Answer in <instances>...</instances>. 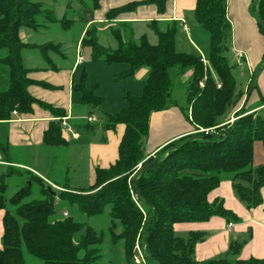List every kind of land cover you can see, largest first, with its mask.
<instances>
[{"label": "trees", "instance_id": "trees-1", "mask_svg": "<svg viewBox=\"0 0 264 264\" xmlns=\"http://www.w3.org/2000/svg\"><path fill=\"white\" fill-rule=\"evenodd\" d=\"M167 1H130L108 9L106 20L146 4L155 5L157 12L163 14ZM90 2L93 9L98 8V0ZM70 5L68 2L67 7ZM250 6L264 34V0H252ZM193 15L209 33L206 61L197 50H176L178 23L173 19L149 21L156 43H151L146 34L135 39L125 31L123 34V27L111 25L110 32L117 43L115 48L99 42L96 24L85 29L81 45L90 46L93 61L128 65L117 77H129L142 67L148 68L142 92L134 95L122 88L126 105L115 113H104V130L122 124L124 131L116 160L106 167L95 166L93 181L88 187L74 191L60 185L62 189L56 190L32 174L25 185L8 196L6 178L29 171L10 166L0 174V209L4 210L0 264H26L24 250L42 264H104L101 249L104 233L77 220L72 206L87 217L100 215L108 208V234L113 243H123L125 264H135L136 241L148 264H264V258L229 256H235L243 242H231L226 255L198 261L194 256L195 245L207 234L189 231L188 236L183 237L174 230L175 223L201 222L212 216L224 217L229 222L239 219L224 207L221 199L208 201V193L222 180L232 182L239 199L248 208L262 204L260 190L264 186V164L253 165L254 142L260 141L264 148V117L253 109L264 105V97L259 95L257 106L247 105L258 87L252 73L246 94L250 87L252 89L246 102L241 103L243 92L237 88L226 55L232 34L226 0H196ZM57 21L68 27L74 19L65 16L58 19L53 10L45 8L40 1L0 0V49H5L0 63L8 69V86L0 91V120L9 119L14 110L28 114L34 103L40 104L57 117L44 131L43 143L66 146L61 124L66 110L30 94V84L48 85L28 76L30 70L24 66L21 56L24 48H36L50 62L48 51H57L60 44H33L22 41L19 36L21 27L37 31ZM173 69L178 75L190 72L185 103L180 108L195 131L172 139L153 155L146 156L143 147L150 114L173 104L170 100ZM85 80L83 69L73 88L80 92V103L97 108L103 98L87 88ZM234 111L233 121H220V117ZM77 126L88 132L96 128V124L88 121ZM33 182L40 185V190L36 191L39 197L29 198L34 192ZM64 212L67 215L64 216Z\"/></svg>", "mask_w": 264, "mask_h": 264}, {"label": "crops", "instance_id": "crops-1", "mask_svg": "<svg viewBox=\"0 0 264 264\" xmlns=\"http://www.w3.org/2000/svg\"><path fill=\"white\" fill-rule=\"evenodd\" d=\"M130 1L134 0H98V8L93 9V12L87 11L86 22L80 31L77 43L71 45V53L69 55H66L64 52L62 40H51V38L39 40L36 37L41 36L49 28V24L39 28L37 31L24 29L23 27L19 30V36L24 42L42 44L56 41L53 43L60 44L57 51H48L47 54L50 59L48 63L43 59L41 53L38 54L36 52L38 50L36 48H24L21 56L24 66L30 70L28 76L48 85L38 83L30 84L28 91L37 99L66 110L65 121L69 130L64 129L63 125L62 127L63 131L70 132L73 139L78 138V133L74 129H80L77 124L86 123L88 116L94 118L93 113L90 112L94 108L80 103V92L73 88V85L78 83V80L75 81V73L86 59L84 55L78 53V49L85 29L89 25H97L98 40L104 46L109 43L113 44L112 42L102 41V33L110 32L109 27L111 25L123 27V34L125 31L126 35L132 34L135 39L139 38L142 34H146L151 43H156V35L148 26L149 21L152 19H159L161 21L173 19L178 23L175 43L179 41L182 46L180 51L197 50L202 55L204 61H206V57L204 56L207 51V48L205 50L207 46V42L205 43V39H207L206 33L203 27L196 22L193 15L196 0H168L166 3V11L163 14H159L153 4L140 5L133 11L120 13L113 20H106L105 13L108 9ZM251 2L252 0H226V11L232 26L230 50L234 53L236 51L243 52L244 59L242 60H246L250 64V70L253 71L264 52V34L260 31L255 16L249 12ZM67 4L64 8L62 6L64 12L60 17H57L58 19L65 16L66 8H68ZM207 34L209 43V33ZM115 47L113 46L112 48ZM188 47L190 48L188 49ZM79 55L83 56L81 61L79 60ZM112 64L111 68L117 67L121 69L120 71L128 67L126 63ZM189 73L188 71L186 74ZM147 74L148 68L142 67L132 76L126 78V82L129 85L126 86L127 91L134 93V95H139L141 85L142 83L144 84ZM135 80L138 83H133ZM249 82L245 88H247ZM85 84L88 87L87 80H85ZM96 84L99 85V82ZM7 86L8 69L0 63V91L6 89ZM257 86V90L251 94L250 101L247 104L250 105V108L259 105L257 102L259 95L264 97V66L258 74ZM97 95L102 97L103 100L105 99L104 94L98 93ZM180 106L182 105L173 103L163 110L154 111L150 114L149 131L143 147L146 156L153 155L159 148L172 139L195 131L194 125L185 117ZM262 106H257L253 110H259ZM114 111L107 109L104 113ZM234 115L235 111L226 117H220V121H233ZM56 118L50 109L34 103L30 113L22 114L14 110L11 112L9 119L0 120V174L5 172L8 167L13 166L21 171L28 170L29 172H24L23 175L12 176L32 178V174H36L45 182L51 183L55 189H62L61 184L51 181L45 176L44 172L38 170V166L41 163L47 164L51 162V157L55 155V150H57V146H49L43 143L44 131L48 128L50 121ZM92 122L90 121L89 123L91 124ZM97 127L96 125V128L92 132L82 130L85 134H95ZM123 131L124 126L122 124L117 125L112 130L103 129V134L100 136L102 141L89 142L88 147L90 149L92 163L91 183L93 181L95 166L106 167L116 160L118 156V145ZM67 143L65 147L69 146L68 141ZM253 161H256L255 166L264 164V148L260 141L254 142ZM10 177L6 178V183ZM260 191L262 204L255 208H248L239 199L232 182L227 179L222 180L216 188L208 193V201L211 202L215 199H221L224 207L234 212L239 219L229 222L221 216H212L210 219L201 222H178L174 224L175 233L179 232L182 235L183 233H189V231H204L207 234L202 241L197 242L195 245L194 256L198 261L226 255L231 242H243L235 258H264V186H262ZM3 214L4 210L0 209V235L3 233ZM180 234L178 235L180 236Z\"/></svg>", "mask_w": 264, "mask_h": 264}, {"label": "rangeland", "instance_id": "rangeland-1", "mask_svg": "<svg viewBox=\"0 0 264 264\" xmlns=\"http://www.w3.org/2000/svg\"><path fill=\"white\" fill-rule=\"evenodd\" d=\"M42 2L45 8L53 10L56 17H60L64 10V6H66L67 2L70 1V7L66 8L65 17L66 19H74L73 22L70 23L68 27H63L60 21L57 22H49V28L45 30L41 34V36H36L39 40H43L44 38H51V40H62L63 41V49L66 55L71 53V45L76 44L80 31L84 26L87 18V11L93 12L92 3L90 0H35ZM63 6V8H62ZM251 7V6H250ZM249 7V12L255 16L254 12ZM82 17V19H79ZM257 21V17L255 16ZM24 29H28L23 27ZM205 31V35L207 39H205V43L207 42V46L205 47L206 55L208 56V32L203 28ZM101 40V38H100ZM102 41L112 42L113 44L109 43L106 46H116V40L110 32L102 33ZM56 42V41H53ZM183 44V43H181ZM176 50H181L182 46L180 45L179 41L175 43ZM190 47H188L189 49ZM5 49H0L1 55H4ZM36 51V50H35ZM78 53L82 54L86 57L84 63L79 66L75 73V81H79V77L81 76V72L83 69L86 71V80L88 82L89 89H92L95 93L104 94L105 99L101 103V105L97 108L92 109V113L94 116V120L92 124H96L97 130L95 134H85L82 128H74L75 132L78 133V138L73 139L70 135V132L64 131L63 134L67 141L69 142V146H57L55 150V155H52L51 162L47 164L41 163L38 166V170L44 172L45 176L48 177L51 181H54L58 184L63 186L69 187L74 191H79L83 188H86L91 183V155L90 149L88 147L89 142H100V136L103 134V128L101 127L102 123L105 120L104 112L105 110H115V113L120 108L126 105V101L123 98V91L122 88L126 89V86H129L126 82V78L128 77H117V74L120 72L121 69L117 67H112V63H105V62H97L93 61L91 57V48L88 45H81L79 44ZM38 54L40 52L37 50ZM53 52V50H50ZM202 53V52H201ZM230 64L232 65V73L236 79L237 88L241 89L243 92V96L241 99V103L244 102V98L247 92V88L245 86L248 84L249 79L251 80L252 73L255 74L252 80L257 83V77L259 72L262 70L264 66V52L261 56L259 62L254 67L253 71L249 68V63L246 60H242L238 62V58L235 56V53L229 50L226 53ZM44 59V58H43ZM45 60V59H44ZM46 61V60H45ZM48 63V62H47ZM120 63V62H115ZM125 64V63H124ZM84 66V67H83ZM261 68V69H260ZM171 76L173 79V88L171 91V99L172 103H177L180 105H184L185 101V86L187 84V80L190 74H183L178 75L176 73V69L171 71ZM133 79V78H131ZM99 82V85L96 83ZM133 83H138L133 81ZM94 84V85H93ZM96 84V85H95ZM135 86V85H134ZM141 91L143 88V83L141 85ZM87 87V88H88ZM138 88V86H137ZM139 92V91H137ZM138 93V94H140ZM134 94V93H132ZM110 112V111H109ZM258 113L264 117V106L260 107ZM78 129V130H77ZM256 161H253V165L255 166ZM43 170V171H42ZM27 179L29 177H19V176H11L8 179V187H7V195L11 196L18 188L22 185L26 184ZM47 183V182H46ZM53 187L51 183H47ZM33 194L29 198H36L39 197L40 185L36 182H33ZM81 187V188H80ZM58 190V189H56ZM246 205V204H245ZM71 210L74 211V215L77 220L85 221L87 224L94 227L98 232L104 233V241L101 245L102 249V262L104 264H125L124 258V246L122 242L113 243L110 240V236L108 234V226L110 224V216L108 214V208L105 211L97 216H90L87 217L78 213L75 206L71 207ZM65 216V215H64ZM224 218V217H223ZM0 230H1V223H0ZM176 234H180L176 232ZM184 234V233H183ZM183 237L188 236V233H185ZM2 235H0L1 238ZM1 244V240H0ZM231 258H235L234 255H229ZM24 258L26 264H42V262L27 253L24 250ZM150 264H156L155 262H150Z\"/></svg>", "mask_w": 264, "mask_h": 264}, {"label": "built area", "instance_id": "built-area-1", "mask_svg": "<svg viewBox=\"0 0 264 264\" xmlns=\"http://www.w3.org/2000/svg\"><path fill=\"white\" fill-rule=\"evenodd\" d=\"M235 54H236V57L238 58L239 62L242 61V59H244L243 52L236 51ZM82 58H83V56L79 55V60L80 61L82 60ZM65 119H66V117L62 118V120H61L62 121V125H63L64 129L69 130ZM87 120H88V122H90V121H93L94 118L91 117V116H88ZM201 130H204V129H201ZM205 131H208V129H205ZM63 215H67V213L64 212ZM229 225H231V224H229ZM133 261H134L135 264H148L146 258L144 257V253H143L142 248L139 245L138 241H136V243L134 245Z\"/></svg>", "mask_w": 264, "mask_h": 264}, {"label": "water", "instance_id": "water-1", "mask_svg": "<svg viewBox=\"0 0 264 264\" xmlns=\"http://www.w3.org/2000/svg\"><path fill=\"white\" fill-rule=\"evenodd\" d=\"M251 89H252V87L249 88L248 93L245 95V98H244V102H243V104H244V103L246 102V100L248 99V97H249V92L251 91ZM49 189H50V187H49Z\"/></svg>", "mask_w": 264, "mask_h": 264}]
</instances>
